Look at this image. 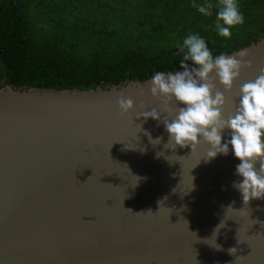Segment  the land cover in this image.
Wrapping results in <instances>:
<instances>
[{
	"label": "water",
	"instance_id": "1",
	"mask_svg": "<svg viewBox=\"0 0 264 264\" xmlns=\"http://www.w3.org/2000/svg\"><path fill=\"white\" fill-rule=\"evenodd\" d=\"M244 49L252 67L232 90L216 81L225 119L264 68V37L227 55ZM152 78L41 89L0 76V264H264V198L244 205L231 146L209 161L202 138L173 150L163 123L137 118L167 115Z\"/></svg>",
	"mask_w": 264,
	"mask_h": 264
},
{
	"label": "trees",
	"instance_id": "2",
	"mask_svg": "<svg viewBox=\"0 0 264 264\" xmlns=\"http://www.w3.org/2000/svg\"><path fill=\"white\" fill-rule=\"evenodd\" d=\"M194 2L218 0H0V76L15 88L142 82L182 70L177 45L189 34L204 38L214 58L264 37V0H238L244 23L231 38L216 31L215 7L206 17Z\"/></svg>",
	"mask_w": 264,
	"mask_h": 264
},
{
	"label": "clouds",
	"instance_id": "3",
	"mask_svg": "<svg viewBox=\"0 0 264 264\" xmlns=\"http://www.w3.org/2000/svg\"><path fill=\"white\" fill-rule=\"evenodd\" d=\"M192 7L206 17L213 16L215 7V29L225 38H231V29L244 23L238 0H218L215 5L194 2ZM177 46L183 52L180 61L182 71L157 72L151 80V95L161 101L167 115L162 117L156 108H152L137 118L143 117L145 121L151 118L163 123L169 134L165 145H173V150L177 146H190L193 151L202 138L210 145L206 156L209 161L219 154L227 155L231 146L234 156L240 161L236 173L243 178L234 182L233 186L241 192L244 205L247 206L253 199L264 198V68L259 70L254 80L240 86L238 104L233 101L235 112L225 119L223 108L226 97L217 89L216 81L218 79L224 90L230 92L241 70L252 67V61L247 59L248 51L244 49L234 55L222 53L214 58L205 39L199 34H189L183 39L182 47ZM173 103L176 105L175 114L169 107ZM118 104L123 113L134 107L131 98L121 97ZM178 104L184 106L178 107ZM139 128L153 146L161 143L162 137L153 139L142 125ZM226 129L230 130V139L222 143V133ZM160 155L157 153V156ZM229 252L233 254L236 249L232 248Z\"/></svg>",
	"mask_w": 264,
	"mask_h": 264
},
{
	"label": "rangeland",
	"instance_id": "4",
	"mask_svg": "<svg viewBox=\"0 0 264 264\" xmlns=\"http://www.w3.org/2000/svg\"><path fill=\"white\" fill-rule=\"evenodd\" d=\"M37 4H38V2H32L29 5V7H28V11L29 12H33V11L37 10V8H38V5ZM172 40L173 39H171V38H164L162 42L165 44V43L170 42ZM63 41H65V40H63ZM161 45L164 46L163 44H161Z\"/></svg>",
	"mask_w": 264,
	"mask_h": 264
}]
</instances>
